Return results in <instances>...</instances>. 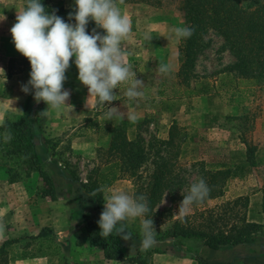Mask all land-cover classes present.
Masks as SVG:
<instances>
[{"label":"crops","instance_id":"crops-1","mask_svg":"<svg viewBox=\"0 0 264 264\" xmlns=\"http://www.w3.org/2000/svg\"><path fill=\"white\" fill-rule=\"evenodd\" d=\"M115 2L131 21V30L121 42L125 52L123 59L134 77L142 81L143 95L128 98L125 94L127 83L114 89L116 100L110 104L105 102V105L117 107V114L109 118L107 124L102 114L108 109L96 97L90 96L87 86L78 80V69L72 63L74 57L70 58L64 82V89L70 93L66 101L68 105L57 110L45 104V109L37 115L44 101L37 103L31 90L28 93L22 91V86L30 79V61L16 50L11 28L0 30V125L22 115L31 117V135L36 152L51 174L56 188L55 199L38 196L42 182L36 172L27 179L10 183L7 173L10 162L0 154V246L8 240L37 236L44 228H50L55 235L51 249L38 250L37 243L28 248L30 239H22L11 245L8 248L9 264H129L105 258L101 248L89 243L86 228L87 217L99 220L111 192L130 193L133 197L132 180L118 168L112 169L115 160L107 152L111 133L118 124L128 121V134L129 131H136L135 136L138 133L137 126H132V120L127 118L129 113L135 114V121L142 119V124H149L155 137L152 135L151 140L144 139L147 143L168 137L173 122L179 124L183 131L185 128L186 134L189 137L193 134L195 139L186 138L185 145L192 151L197 147L202 149L199 161L211 167L233 170L227 186L233 182V185H237L243 174H249L250 182L245 185L240 182L233 188V193L249 196L250 212L255 209L260 221H263L264 100L261 102L262 110L253 108L257 105L258 89L251 86V81L217 72V79L221 81V88L216 86L219 92L232 83L235 86L232 87L233 92H243L242 99L236 101L237 96L232 97L233 92L226 99L221 93L203 90L204 76L199 77L196 71L194 77L183 82L179 75L181 61L178 49V46H182L183 38L175 39L173 44L151 45L150 49L139 47L141 44L136 38L140 32L137 27L143 23V18H147L146 22L150 25L147 34H150L152 43L153 31L157 29L160 32V23H155L160 14L152 10H139L138 7H143L141 5L144 3ZM71 8H75V3ZM5 22L7 16L0 19V24ZM15 22L10 21V24L14 25ZM70 22L75 23V20ZM128 41L130 44H127ZM21 57L22 63L18 60ZM161 64L168 66L166 73L159 71ZM162 131H166V134ZM250 145L255 146L256 151L254 157L249 159ZM97 180L104 197L103 207H98L97 200L83 186ZM125 223L126 231H130L132 236L127 240L120 238L130 256L137 254L138 250L160 249L153 254L152 264H178L174 256H170L171 261L168 262V254L160 252L167 244L165 240H155V244L148 249L139 247L142 238L140 218H130ZM261 239L249 245V249L263 243L264 255V237ZM237 249L226 246L212 252V249L204 246L203 253L211 258L207 259L209 264H241L234 252ZM253 263L251 258L249 264Z\"/></svg>","mask_w":264,"mask_h":264},{"label":"trees","instance_id":"trees-1","mask_svg":"<svg viewBox=\"0 0 264 264\" xmlns=\"http://www.w3.org/2000/svg\"><path fill=\"white\" fill-rule=\"evenodd\" d=\"M124 1L155 6L161 4V0ZM184 18L186 26L194 31L189 38L182 39L179 75L183 82L195 76L196 61L205 48L204 41L210 32L224 40L235 58L222 72L239 80L257 82L259 85L264 82V0H184ZM93 29L103 33V29L90 20L86 31L91 34ZM241 94L234 91L232 97L235 95V100L240 101ZM41 112L42 110H39L37 115ZM31 124L32 119L27 115L1 124L0 154L10 162L7 170L10 183L27 179L36 172L42 182V188L37 195L55 199V183L36 152ZM181 132L182 128L173 122L167 138H158L147 143L139 133L131 139L128 124L122 122L111 133L107 152L109 157L115 160L111 165L112 169L118 168L132 180L133 197L142 194L146 198L150 211L144 218L151 217L155 227L168 224L167 236L154 235L155 240L185 237L201 241L203 246L215 251L226 246L255 244L264 232V211L263 221H252L247 217L249 196L222 200L228 180L233 176L231 168L211 167L206 162L199 161V175L208 185L209 193L204 200L189 205L193 209L192 213H175V207L179 206L183 194H188L178 193L188 185L187 179L176 173L181 152L178 142ZM9 135L10 139L4 140V137ZM255 151L256 147L250 145L249 159L254 157ZM83 186L97 200L98 207H103L104 197L98 191L101 186L98 180ZM166 195H169L172 204L165 210L158 211L157 206ZM215 200L218 202L214 207L206 206L209 201ZM86 221L89 243L93 247L101 248L105 258L129 264H152V256L157 250H138L137 254L130 256L123 240L115 232L103 237L100 235L101 229L97 220L87 217ZM22 239H30L28 248L37 243L38 250L51 249L55 243V235L50 228H44L37 236L8 240L0 246V264H9L8 248Z\"/></svg>","mask_w":264,"mask_h":264},{"label":"clouds","instance_id":"clouds-1","mask_svg":"<svg viewBox=\"0 0 264 264\" xmlns=\"http://www.w3.org/2000/svg\"><path fill=\"white\" fill-rule=\"evenodd\" d=\"M75 10L70 12L69 21L48 11L43 0H27L26 7L19 12L10 32L16 50L30 61V79L22 86V91H32L34 100H41L57 110L68 105L70 93L64 89L66 70L72 63L78 69V80L87 86L90 96L106 107L105 115H116L115 106H106L116 100L114 89L121 84H128L126 96L134 99L143 95L142 81L137 79L130 66L124 62L125 52L122 40L131 30L129 17L123 14L115 0H74ZM90 20L104 33L86 31ZM194 29L189 26H175L170 29V37L176 40L189 38ZM159 71L166 73L168 66L161 64ZM134 77V78H133ZM129 120H135L134 113H129ZM10 139L5 136L4 140ZM101 189H98L100 191ZM209 187L204 181L192 183L188 194H183L178 211L183 213L194 202L204 200ZM150 211L146 198L140 194L132 197L125 192L113 191L106 198L104 209L97 221L100 235L107 237L113 232L127 240L132 236L126 227L130 218H140L142 238L139 247L148 249L155 244L156 227L151 217L144 218Z\"/></svg>","mask_w":264,"mask_h":264},{"label":"rangeland","instance_id":"rangeland-1","mask_svg":"<svg viewBox=\"0 0 264 264\" xmlns=\"http://www.w3.org/2000/svg\"><path fill=\"white\" fill-rule=\"evenodd\" d=\"M27 0H0V19L4 16H7V22L0 24V30L5 29L9 30L13 25L10 24V21L16 20V14L18 10L23 11L26 7ZM43 4H45V7L48 11H55L57 15L65 19L66 22L69 21V13L75 10V8H71L74 5V0H43ZM143 7H138V9L142 10H152L156 14L159 15V20L155 19L156 25L160 26V32L156 29V31H153V42L151 43L150 34L148 32V29L150 27L149 24H147L146 21L147 18H143L142 24L137 27L139 30V34L137 35L138 43L141 44L139 47L144 46L147 49L151 48V45H160L165 43H172L175 39L169 38L170 37V29L175 26H186L185 24V18H184V0H161V4L158 6L155 5H141ZM16 10V11H15ZM158 16V15H156ZM68 20V21H67ZM150 20V19H149ZM146 22V23H145ZM159 22V23H158ZM205 48L202 50L201 54L198 56V59L196 61V67L195 71L197 75L200 77V75L203 74L204 76V86L203 90L209 91L210 93H221V96L223 98H230L229 95H231L233 92L232 87L234 84H229L226 86L225 89H221V92H219L216 88V86H221V81H219L217 72H222L223 68L231 63L234 62L235 58L226 46L224 40L216 35L214 32H210L206 38H205ZM127 44H130L129 41ZM179 51L181 52V47L178 46ZM20 63L23 62V58L18 59ZM20 65V64H18ZM214 74L210 76L211 74ZM200 78H197L199 80ZM201 81V80H200ZM251 86L253 88H257V95H258V101L257 105L253 108H257V110H262V100H264V82L262 84H257V82L251 81ZM214 83V84H213ZM256 86V87H255ZM205 88V89H204ZM221 88V87H220ZM219 89V88H218ZM259 93V94H258ZM45 102L41 105V108L39 110L45 109ZM105 110L102 114L103 119L105 118L107 121H104L105 124L109 122V117L105 115ZM142 118V117H140ZM104 119V120H105ZM124 123H129L128 121H123ZM139 122V123H138ZM132 126H137L138 133L140 136L144 137L145 140H151L152 135L155 137L154 133L150 131L149 124L145 125L142 124V119L139 120H132L130 121ZM183 124V123H181ZM130 125V126H131ZM140 125V126H139ZM139 126V128H138ZM179 126V124H178ZM180 127V126H179ZM134 129V128H133ZM153 129V127H152ZM180 137L178 138V142L181 146V152L178 158V168L176 170V173L179 174L180 177H184L187 179V184L184 188H182L180 191H178L179 194L188 193L189 187L192 183H195L199 181L202 177L199 175V166L197 163L199 162L200 158V152L202 149L200 147H197L196 149L188 148L185 143L188 138L193 139V134H190V137L186 134L185 128H183ZM136 131H129V136L131 138L135 137ZM163 134H166V131H162ZM159 135V133H158ZM192 135V136H191ZM167 137H164L162 139H165ZM187 138V139H186ZM190 140V139H189ZM191 142V141H190ZM189 149L192 151V153L189 151ZM239 182L237 185H240V182H242L244 185L248 182H250L249 174H243L241 179L238 180ZM234 183V182H233ZM231 183L230 185H226L224 191L225 194L222 198L224 201L233 200L239 196L238 194L233 193V188L237 185H233ZM130 195V193L128 194ZM247 196V195H243ZM218 201H209L207 203V207H214L217 204ZM171 200L169 195H166L163 199L162 203L157 206L158 211H163L166 208L171 206ZM176 211L175 213L178 215H185L190 214L193 212V209L188 206L186 211L183 213L178 211L179 206L175 207ZM247 217L249 220L260 222V216L257 214V211L255 209H252L250 212V209H248ZM263 223V222H262ZM168 229V224L156 227L154 235L157 237H165L166 232ZM260 237H264V232ZM165 241H167V244L164 248L161 249V253L168 254V262L171 261L170 256H174L177 259L178 264H209L207 262V259L210 260V257H207L203 253V245L201 241H197L194 239H187L185 237L180 238H165ZM260 240H263L260 238ZM262 244L258 243L257 247L255 249L250 250L249 246L245 245H239V246H232L237 247L238 249L234 251L236 255L239 256L241 264H249L250 260L252 258L253 264H264V255L262 254ZM158 251L160 249H157ZM213 252V250H210ZM252 256V257H251ZM256 256V257H255ZM153 257V256H152Z\"/></svg>","mask_w":264,"mask_h":264}]
</instances>
